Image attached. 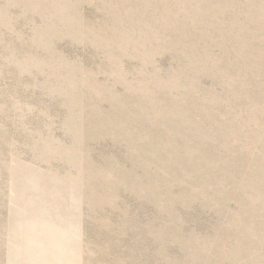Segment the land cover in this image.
Listing matches in <instances>:
<instances>
[{
	"label": "rangeland",
	"instance_id": "rangeland-1",
	"mask_svg": "<svg viewBox=\"0 0 264 264\" xmlns=\"http://www.w3.org/2000/svg\"><path fill=\"white\" fill-rule=\"evenodd\" d=\"M0 264H264V0H0Z\"/></svg>",
	"mask_w": 264,
	"mask_h": 264
}]
</instances>
